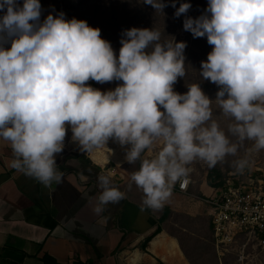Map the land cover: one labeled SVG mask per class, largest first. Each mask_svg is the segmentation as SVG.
<instances>
[{"label":"clouds","instance_id":"clouds-1","mask_svg":"<svg viewBox=\"0 0 264 264\" xmlns=\"http://www.w3.org/2000/svg\"><path fill=\"white\" fill-rule=\"evenodd\" d=\"M143 3L172 7L184 31L214 46L199 76L218 87L215 99L200 83L175 90L188 45L158 28L125 29L117 54L87 20L63 11L42 20L41 0H0V143L10 146V168L49 187L62 181L57 157L69 132L89 154L115 142L124 162L139 164L128 188L142 192L140 210L157 212L194 162H229L242 174L264 152V0H208L198 17L190 2ZM90 81L121 83L102 91ZM111 175L97 176L96 215L126 199ZM139 259L133 252L128 264Z\"/></svg>","mask_w":264,"mask_h":264},{"label":"crops","instance_id":"crops-1","mask_svg":"<svg viewBox=\"0 0 264 264\" xmlns=\"http://www.w3.org/2000/svg\"><path fill=\"white\" fill-rule=\"evenodd\" d=\"M105 150L81 152L68 138L57 161L62 181L45 187L10 168V146L0 143V264H128L133 252L138 264H218L206 207L213 189H173L162 210L142 212V192L128 188L133 165L119 146ZM110 172L126 199L96 215L97 176Z\"/></svg>","mask_w":264,"mask_h":264},{"label":"rangeland","instance_id":"rangeland-1","mask_svg":"<svg viewBox=\"0 0 264 264\" xmlns=\"http://www.w3.org/2000/svg\"><path fill=\"white\" fill-rule=\"evenodd\" d=\"M167 2V0H165ZM181 2H190L193 7L188 13L192 17H198L207 8L208 0H181ZM44 9L41 19H45L48 14H55L60 11L66 13L67 18H77L87 20L89 25L94 28H100L102 38L110 41L119 53L121 47V34L125 29L132 27L138 28H158L165 39L174 38L176 42H186L188 47L185 50L187 57L186 66L187 75L185 78H180L175 85V90L184 93L188 91L187 84L200 83L201 87L207 95L215 99L218 87L210 81L203 80L199 76L201 69V61L207 59L208 54L212 51L213 45L207 42V38H193L190 32L184 31L183 19L174 17L175 9L167 7L163 13H157L149 5H145L143 0H41ZM179 7V4H177ZM94 85L100 86L103 89H114L121 82H109L100 84L93 81ZM71 132H69V137ZM119 146L121 153H125L124 149L115 142H110L109 145L101 149L105 151ZM108 153V151H107ZM62 155V154H61ZM59 155V162L63 156ZM139 167V164L131 166V173ZM189 177L192 179L193 185L208 184L212 189L218 188L221 181L227 179H236L235 181L255 182L257 187L264 190V152L255 154L251 167L245 170L244 173H237L229 162L218 164L214 168L208 167L201 161L194 162L191 166ZM216 173L221 175V178L215 176ZM212 177V179L210 178ZM210 181V184L208 183ZM221 187V186H219ZM211 196V195H210ZM208 204V203H207ZM206 204V207L212 214L211 206ZM212 218V216H211ZM247 241L242 239L239 243L225 256H219L217 252L218 264H264V249L258 247L256 243H250L247 246ZM208 260L207 262H209ZM212 259L210 263L212 264Z\"/></svg>","mask_w":264,"mask_h":264},{"label":"built area","instance_id":"built-area-1","mask_svg":"<svg viewBox=\"0 0 264 264\" xmlns=\"http://www.w3.org/2000/svg\"><path fill=\"white\" fill-rule=\"evenodd\" d=\"M227 179L221 187H214L207 203L211 206L214 244L219 256H225L240 240L247 246L256 243L264 249V190L255 182ZM192 179L174 186L180 193H188Z\"/></svg>","mask_w":264,"mask_h":264},{"label":"trees","instance_id":"trees-1","mask_svg":"<svg viewBox=\"0 0 264 264\" xmlns=\"http://www.w3.org/2000/svg\"><path fill=\"white\" fill-rule=\"evenodd\" d=\"M215 176H217V178H221V175L219 173H216ZM212 179V177H210ZM208 183L210 184V181H208ZM223 185V181H221V183H219L216 186H222ZM150 240V239H149Z\"/></svg>","mask_w":264,"mask_h":264}]
</instances>
